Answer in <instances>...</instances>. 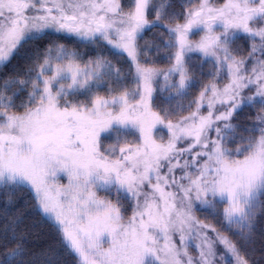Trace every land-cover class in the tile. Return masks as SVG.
<instances>
[{
  "label": "snow or ice",
  "instance_id": "obj_1",
  "mask_svg": "<svg viewBox=\"0 0 264 264\" xmlns=\"http://www.w3.org/2000/svg\"><path fill=\"white\" fill-rule=\"evenodd\" d=\"M0 264H264V0H0Z\"/></svg>",
  "mask_w": 264,
  "mask_h": 264
},
{
  "label": "trees",
  "instance_id": "obj_2",
  "mask_svg": "<svg viewBox=\"0 0 264 264\" xmlns=\"http://www.w3.org/2000/svg\"><path fill=\"white\" fill-rule=\"evenodd\" d=\"M176 2H177V3H179V2H180V0H176ZM201 218H203V216H202Z\"/></svg>",
  "mask_w": 264,
  "mask_h": 264
}]
</instances>
